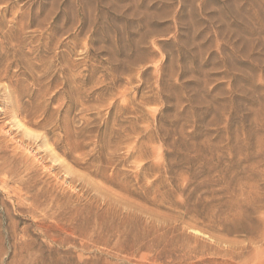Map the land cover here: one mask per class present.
Masks as SVG:
<instances>
[{"label": "rangeland", "instance_id": "1", "mask_svg": "<svg viewBox=\"0 0 264 264\" xmlns=\"http://www.w3.org/2000/svg\"><path fill=\"white\" fill-rule=\"evenodd\" d=\"M263 231L264 0H0V264H256Z\"/></svg>", "mask_w": 264, "mask_h": 264}, {"label": "bare ground", "instance_id": "2", "mask_svg": "<svg viewBox=\"0 0 264 264\" xmlns=\"http://www.w3.org/2000/svg\"><path fill=\"white\" fill-rule=\"evenodd\" d=\"M262 242L261 244L263 245L264 244V231H263V234L261 236V241ZM264 251V249H262ZM232 251V250H231ZM248 251V250H247ZM233 252V251H232ZM232 257V256H231ZM250 257V256H249ZM247 260V259H245ZM244 262V261H243ZM256 264H264V255L263 257L261 258V260L259 262H255Z\"/></svg>", "mask_w": 264, "mask_h": 264}]
</instances>
